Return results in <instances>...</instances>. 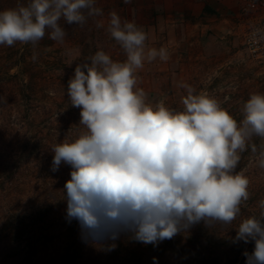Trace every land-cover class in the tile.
Here are the masks:
<instances>
[{
    "label": "clouds",
    "instance_id": "9594fccd",
    "mask_svg": "<svg viewBox=\"0 0 264 264\" xmlns=\"http://www.w3.org/2000/svg\"><path fill=\"white\" fill-rule=\"evenodd\" d=\"M102 14L96 0H27L0 11V45L35 47L46 32L63 42L61 19L83 26ZM109 16L108 32L126 59L114 61L99 50L90 63L76 64L66 91L83 129L50 149L52 172L62 164L71 169L63 189L66 219L77 221L81 238L104 251L114 250L122 235L156 247L201 222L231 224L250 195L248 177L236 171L240 154L250 149L264 169V93L250 94L239 122L189 85H181L180 110L148 102L137 71L145 61L167 60L168 52L146 49L141 28L115 11ZM251 40L264 41V28H254ZM235 232L233 243L254 242L243 253L246 264H264V199Z\"/></svg>",
    "mask_w": 264,
    "mask_h": 264
},
{
    "label": "trees",
    "instance_id": "16d2710c",
    "mask_svg": "<svg viewBox=\"0 0 264 264\" xmlns=\"http://www.w3.org/2000/svg\"><path fill=\"white\" fill-rule=\"evenodd\" d=\"M24 59L17 73L0 77V264H246L243 253L254 242L215 238L203 222L156 247L124 235L112 251L85 242L78 222L66 219L62 200L71 169L62 164L52 172L50 151L83 129L80 109L71 106L62 73H38ZM240 155L237 172L245 160L255 163L250 149ZM261 181L251 183L249 216L264 199Z\"/></svg>",
    "mask_w": 264,
    "mask_h": 264
},
{
    "label": "rangeland",
    "instance_id": "374dc122",
    "mask_svg": "<svg viewBox=\"0 0 264 264\" xmlns=\"http://www.w3.org/2000/svg\"><path fill=\"white\" fill-rule=\"evenodd\" d=\"M18 3L26 4L27 0H0V11ZM239 5L237 0H96L103 14L89 17L83 26L67 25L61 19L67 33L63 42L50 39L46 32L35 47L20 42L0 45V77L17 73L26 58L38 73H62L66 90L72 74L67 69L74 72L77 63H90L97 51L103 50L114 61H124V50L108 32L109 13L115 11L122 21L134 22L147 34L146 49L163 47L168 52L167 60L145 61L137 71V87L144 90L148 102L163 101L180 110L186 95L181 85H189L197 93L217 99L239 122L250 94L264 93V61L254 60L246 52L247 23ZM255 165L251 160L243 162L241 172L250 181L249 199L241 204V213L231 224L211 227L215 238L221 236L233 243L235 228L249 216L254 198L251 183L262 178L264 184V170L256 171Z\"/></svg>",
    "mask_w": 264,
    "mask_h": 264
},
{
    "label": "built area",
    "instance_id": "2783aa9c",
    "mask_svg": "<svg viewBox=\"0 0 264 264\" xmlns=\"http://www.w3.org/2000/svg\"><path fill=\"white\" fill-rule=\"evenodd\" d=\"M241 15L247 27L244 46L248 55L257 61H264V41L253 43L251 34L254 28H264V0H239Z\"/></svg>",
    "mask_w": 264,
    "mask_h": 264
},
{
    "label": "crops",
    "instance_id": "0c3cea01",
    "mask_svg": "<svg viewBox=\"0 0 264 264\" xmlns=\"http://www.w3.org/2000/svg\"><path fill=\"white\" fill-rule=\"evenodd\" d=\"M232 1H236V0H231V2H232ZM237 1H238V3H239V0H237ZM239 4H240V3H239ZM239 6H240V5H239Z\"/></svg>",
    "mask_w": 264,
    "mask_h": 264
}]
</instances>
